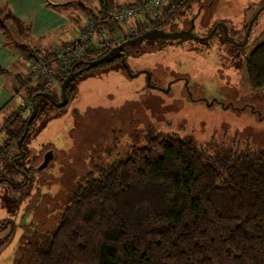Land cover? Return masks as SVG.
Returning a JSON list of instances; mask_svg holds the SVG:
<instances>
[{"label":"rangeland","instance_id":"374dc122","mask_svg":"<svg viewBox=\"0 0 264 264\" xmlns=\"http://www.w3.org/2000/svg\"><path fill=\"white\" fill-rule=\"evenodd\" d=\"M207 1L210 5L204 7ZM82 2L97 4V0ZM198 3L202 6L193 15V34L206 35L220 21L227 25L230 38L241 41L250 17L264 0ZM88 14L79 16V22ZM190 19L172 24L170 29H188ZM108 28L124 29L122 24ZM108 36L114 43L121 41L112 32ZM262 43L264 9L254 20L244 48L226 41L221 30L208 40L185 36L144 40L125 53V63L138 74L131 76L121 61H112L76 77L68 104L63 108L47 105V113H39L25 140L31 161L24 167L31 169L29 173L22 169V174H29L28 185L14 188L11 183L23 178L19 169L11 167L10 158L20 152L15 141L2 155L0 173L8 181L0 182V264H35L37 241L55 228L57 213L77 178L95 165L123 157L132 143L143 141L147 131L189 138L210 159L263 152L264 87L252 89L246 72L247 55ZM145 70L151 72V84L160 88L149 87ZM179 77L185 81H175L168 92L162 90L170 79ZM47 88L61 98L57 81ZM19 100L24 105L29 101L23 91ZM29 111L25 110L24 118ZM3 118L0 116V124ZM39 124L44 127L38 131ZM3 144L1 134L0 148ZM48 147L55 149V159L37 170L41 152ZM6 220L14 224L8 236L9 227L3 226Z\"/></svg>","mask_w":264,"mask_h":264},{"label":"trees","instance_id":"16d2710c","mask_svg":"<svg viewBox=\"0 0 264 264\" xmlns=\"http://www.w3.org/2000/svg\"><path fill=\"white\" fill-rule=\"evenodd\" d=\"M100 1L98 15L103 16L109 2ZM198 2L182 0L173 10L164 12L151 28H170L189 20L202 6ZM208 5L207 1L203 6ZM88 12L94 14L89 8ZM4 29L0 19V30ZM134 46L127 47L124 53ZM110 48L97 56L85 54L71 65V71L82 69L83 73L119 62L117 57L84 69L88 61ZM53 49H31L26 62L34 53L48 57ZM246 72L252 89L264 87V43L247 55ZM62 80L53 81L61 85ZM47 87L30 83L26 74L16 81L15 94L23 91L29 105L20 102L1 125L4 144L0 161L12 142L17 146L34 96L38 102L36 117L40 112L47 113L51 103L37 95L41 91L52 93ZM74 90L70 83L66 88L68 101ZM27 109L30 111L24 118ZM36 117L28 124L21 144L26 152L24 160L15 163L26 173L31 168L24 165L31 159L25 140ZM43 127L39 124L38 131ZM143 137L140 143H132L123 157L95 165L77 178L57 213L55 228L37 241L35 264H264V151L253 156L237 155L230 148L235 156L210 159L186 137L151 131ZM48 149H43L41 158ZM22 175L20 182H12L18 185L14 188L28 185L29 174ZM4 176L0 173V182Z\"/></svg>","mask_w":264,"mask_h":264},{"label":"crops","instance_id":"0c3cea01","mask_svg":"<svg viewBox=\"0 0 264 264\" xmlns=\"http://www.w3.org/2000/svg\"><path fill=\"white\" fill-rule=\"evenodd\" d=\"M82 1L0 0V19L5 24V29L0 30V116L4 115L0 127L21 101L19 94L22 91L15 94L13 87L27 72L29 51L41 49L46 52L70 41L84 24L79 22V16L89 13L88 8L99 14L100 0L93 6ZM107 1L116 4L133 0ZM94 14L89 13L87 17Z\"/></svg>","mask_w":264,"mask_h":264},{"label":"built area","instance_id":"2783aa9c","mask_svg":"<svg viewBox=\"0 0 264 264\" xmlns=\"http://www.w3.org/2000/svg\"><path fill=\"white\" fill-rule=\"evenodd\" d=\"M182 0H133L110 3L103 16L89 15L70 41L55 46L50 56L34 53L27 61V78L35 86L44 89L54 79L64 78L71 72V65L87 53L100 54L103 49L115 45L109 32L117 40H124L150 29ZM123 25L124 29L109 25ZM128 37V38H127ZM29 105V101L25 106ZM2 148V147H1Z\"/></svg>","mask_w":264,"mask_h":264},{"label":"water","instance_id":"95a60500","mask_svg":"<svg viewBox=\"0 0 264 264\" xmlns=\"http://www.w3.org/2000/svg\"><path fill=\"white\" fill-rule=\"evenodd\" d=\"M263 9H264V3H262L255 10V12L252 14V16L250 17V19L248 21V24L246 26V30H245L243 39L241 41H237V40H234V39L230 38L228 36L227 25L224 22H220V21L216 22L206 35H202V36L195 35L192 32L193 21H194L195 17H192L190 19V25L191 26L188 29H185V30L164 31L162 29L158 30V29L150 28V29H147V30L143 31L142 33H140L139 35H137L135 37L124 39V40L120 41L119 43L111 46V48L106 53L102 54L101 56H99L97 58H94V59L88 61L86 66L84 67V69L94 68V67H96V66H98V65H100L102 63L110 62V61L114 60L115 58L119 57L121 59V62L124 64V67H125L127 73L129 75H131V76L132 75H136V74H138V72L137 73H132L130 71V69H129V66L125 63L124 50L127 47L134 46V45H139L144 40L178 39V38L184 37V36L185 37H189L191 39L208 40L214 35V33L217 30L218 26L221 27L222 32H223V38L226 41L231 42V43L243 48L246 45V43H247V40H248V37H249V33H250V30H251V27H252V24H253L254 20L256 19V17L260 14V12ZM82 71H83L82 69H79L77 71H71L66 77L63 78L62 83L60 85V96H61V98L59 100L56 98V96L53 93H49V92H42L41 91V92H38L37 95L40 96V97L46 98L56 108H61V107L65 106L67 101H68L67 100V94H66V88L73 80H75V78L80 73H82ZM145 72L147 74V82H149L148 83L149 87L160 88V87H158V86H156L154 84H151V82H150V76H151L150 72L148 70H145ZM162 90L165 91V92H168L169 86L167 85V87L162 89ZM214 100L215 99L209 101L207 104L213 103ZM227 106H229V105L227 104ZM227 106L223 105V107H227ZM37 112H38V102H37V100L35 99V96H34L32 98V101H31V111H30V114H29V116L27 118L23 133L21 134V136L17 140V147L20 148V152L21 153L16 158H13V160H12L13 162L15 160L23 158L24 155H25V151L21 148V144H22V141L24 140V138H25V136H26V134L28 132V124L36 117ZM52 156H53L52 149L47 150L44 153L42 162L38 165L37 169L38 170L43 169L48 164V162L50 161ZM9 182H11V181H9Z\"/></svg>","mask_w":264,"mask_h":264},{"label":"flooded vegetation","instance_id":"af4514ba","mask_svg":"<svg viewBox=\"0 0 264 264\" xmlns=\"http://www.w3.org/2000/svg\"><path fill=\"white\" fill-rule=\"evenodd\" d=\"M189 27H190V26H189ZM189 27H188V28H189ZM155 28H158V30H161V29H162V30H164V31H173V30H171L170 28H165V27H163V26L155 27ZM181 28H183V27H181ZM152 29H154V28H152ZM194 29H195V27L192 28V31H194ZM218 30H221V31H222V29H221L220 26H218V28H217V30H216L215 32H217ZM222 33H223V32H222ZM214 34H215V33H214ZM244 47H245V46H244ZM244 47H243V48H244ZM120 61H121V59L119 58V62H120ZM180 80H181V81H185L184 78H180V77H179L178 79H177V78L170 79V81H169V85H168L169 88L171 87L172 83H174L175 81H180ZM167 83H168V82H167ZM45 99H46V98H45ZM46 100H47V99H46ZM47 101H48V100H47ZM208 102H209V101H207V103H208ZM213 102H214V101H213ZM21 148H22V147H21ZM18 150L20 151V148H18ZM43 156H44V155H43ZM16 157H17V155H15L13 158H16ZM18 160H20V159H18ZM18 160H15L14 162L12 161V166H13L14 168L16 167L15 169H19L18 172L22 174V173H23V170H22L20 167H18V166L15 165L16 161H18ZM6 181H8V180H7V177L4 176V182H6ZM15 185H16V184H14L13 186H15ZM16 186H18V185H16ZM5 222H7V223H4L3 226H4L5 228H6V227H9V231H8L7 234H6V235L8 236V235H10V234L12 233V231L14 230V224H13L12 221L10 222L9 220H6ZM7 236H6V237H7Z\"/></svg>","mask_w":264,"mask_h":264}]
</instances>
